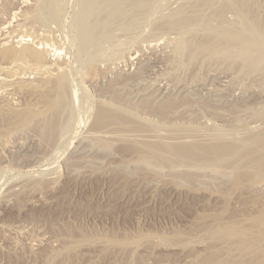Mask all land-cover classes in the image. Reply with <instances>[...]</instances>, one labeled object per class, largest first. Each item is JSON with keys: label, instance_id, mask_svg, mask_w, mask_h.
Wrapping results in <instances>:
<instances>
[{"label": "rangeland", "instance_id": "1", "mask_svg": "<svg viewBox=\"0 0 264 264\" xmlns=\"http://www.w3.org/2000/svg\"><path fill=\"white\" fill-rule=\"evenodd\" d=\"M226 1L0 0V123H7L0 126V264H257L263 258L264 141L257 140L264 138V84L256 73L230 70V60L214 53L215 37L239 26L232 11L224 17L229 23H217L214 15ZM250 3L264 24V0ZM50 82L61 83L63 93L51 139L40 128L47 119L40 99L50 97ZM169 101L179 107L164 120L140 110ZM100 108L145 129L133 130V137L113 127L96 133ZM170 138L215 149L204 148L205 166L201 158L185 164L163 157L173 167L164 161L168 168H148L117 155L122 146L179 145Z\"/></svg>", "mask_w": 264, "mask_h": 264}, {"label": "bare ground", "instance_id": "2", "mask_svg": "<svg viewBox=\"0 0 264 264\" xmlns=\"http://www.w3.org/2000/svg\"><path fill=\"white\" fill-rule=\"evenodd\" d=\"M226 1V0H225ZM256 1V0H255ZM204 2H206V0H204ZM223 2V1H222ZM222 2H220V3H222ZM251 2V0H229V2L227 3V1H226V3L227 4H225L224 3V8L222 9L221 8V10H219V9H217V10H219V12H217V14L215 13V15L214 16H217V19H218V21H217V23H225V22H227V21H225L226 19L224 18L225 17V14H226V12H228L229 13V11H232L231 13H234V15H235V17L237 18V23L239 24V26H238V28H237V31H235V29H234V31L232 32V33H228L227 34V32H226V34H227V36L225 35V29H223L224 30V32H222L223 34H224V37L223 38H220L219 39V37H220V35L219 36H217V37H215V39H214V41H213V43H215V41L217 40H219V42L216 44V45H214V46H216V47H214L213 49H215V48H217L215 51H214V53L217 55V54H220V56H221V54H223V59L222 60H225V59H229L230 60V62L229 63H231V67H230V70H233L235 73H236V71L238 72V73H242L243 74V77L244 76H246V75H248V76H246V77H249V75H251V74H254V76H252V77H258V76H260L261 77V82H262V84H264V67H261L262 65H264V24H262V22H261V25H259V14H260V11L261 10H259L258 9V12L257 11H254V9H250V7H252L250 4ZM210 3V2H209ZM213 3H214V1H213ZM254 3V1L252 2V4ZM256 3V2H255ZM208 4V3H207ZM264 4V3H263ZM210 5V4H209ZM219 5V4H218ZM221 5V4H220ZM202 6H205V5H203L202 4ZM261 6H262V4H261ZM215 7H216V5H215ZM257 7V6H256ZM219 8V7H218ZM255 8V7H254ZM216 9V8H215ZM214 9V10H215ZM216 10V11H217ZM213 14V13H212ZM263 15V14H262ZM206 17V16H205ZM209 17V16H208ZM203 18V17H202ZM210 18V17H209ZM209 18H208V21H209ZM207 19V18H206ZM216 19V20H217ZM203 21V20H202ZM204 21H206V20H204ZM225 21V22H224ZM207 22V21H206ZM205 23V22H204ZM220 23V24H221ZM227 23H229V22H227ZM227 23H225V24H227ZM231 23H233V22H231ZM208 24V23H207ZM220 24H218V26L220 25ZM236 24V23H235ZM217 25V24H216ZM215 25V26H216ZM237 25V24H236ZM207 26V25H206ZM213 26V25H212ZM211 26V24H210V26L209 27H212ZM229 28H230V24L229 25H227ZM233 26V25H232ZM221 27V26H220ZM235 27V26H234ZM205 28V27H204ZM215 28V27H214ZM218 28V27H217ZM236 28V27H235ZM222 29V28H221ZM232 29V28H231ZM229 30V29H228ZM217 33V32H216ZM221 33V34H222ZM215 35V34H214ZM218 35V34H217ZM223 35H221V37H222ZM226 36V37H225ZM222 39V40H221ZM192 44H194V43H192ZM186 44H184V46H185ZM213 45V44H212ZM85 46V45H84ZM196 46H198V43L196 44V42H195V44H194V48L196 47ZM183 47V46H182ZM191 48V47H190ZM190 48H189V50H190ZM25 50V49H24ZM27 52V51H26ZM192 52V51H191ZM190 52V53H191ZM24 53V52H23ZM23 53L21 54V55H23ZM28 53V52H27ZM26 53V54H27ZM213 53V54H214ZM16 55H17V53H15ZM31 55H32V53H30ZM192 54V53H191ZM37 55V54H36ZM227 55H229L230 57H227ZM14 56V55H13ZM24 56V55H23ZM29 56V55H28ZM15 57V56H14ZM18 57V56H17ZM20 57V56H19ZM34 57V56H33ZM42 57V56H41ZM224 57H226L225 59H224ZM37 58V57H36ZM221 58H222V56H221ZM43 59V58H42ZM31 60V59H30ZM34 60V59H33ZM39 60V59H38ZM229 60H227V61H229ZM226 61V60H225ZM46 62V61H45ZM259 68V69H258ZM237 73V74H238ZM258 74V76L256 75V74ZM260 74V75H259ZM256 75V76H255ZM241 76V75H240ZM251 77V76H250ZM249 77V78H250ZM259 77V78H260ZM194 78V77H193ZM252 79L253 81L254 80H256V79ZM258 79V78H257ZM196 80V79H195ZM259 80V79H258ZM58 81V80H57ZM56 81V82H57ZM258 82H260V80L258 81ZM51 83V82H50ZM175 83V82H174ZM182 83V82H181ZM43 84V83H42ZM42 84H40V85H42ZM45 84V83H44ZM44 84H43V86L41 87L40 85V87L41 88H43L44 87ZM55 83H51L50 85V87H52V85H53V87L52 88H48L50 91H48V92H46L45 90H48V89H45L44 90V92H46V93H48L49 95H50V97H52V95H53V93H54V95H55V97L53 98L54 99V101L52 100V101H50L52 98H50L46 93H42V95H44V94H46L48 97H49V99H48V97H47V99L49 100H47L46 99V97H44V96H42V95H39V99H40V97L42 96L43 98L42 99H40L41 100V104H42V106L41 107H44V111L46 112L47 111V117H45V118H47V119H42V121L44 122H46L45 124V126H42V122L39 120L40 118H39V116H38V120L41 122V123H39V124H41V126H40V128H42V127H46V128H43V129H48V132L46 131V133H48L47 134V137L49 136V138L51 139V137L53 138V131L55 130L54 128H55V125H57L56 123H57V110L58 109H56L57 108V105H59V102H61V99H62V96H63V93H62V85H60L59 84V82L58 83H56L55 85H54ZM176 84V83H175ZM261 84V85H262ZM46 85V84H45ZM46 87V86H45ZM263 87H264V85H263ZM38 89H39V87H37ZM172 88V87H171ZM250 88V87H249ZM19 89V88H18ZM17 90V89H16ZM36 91H37V89H35ZM41 90V89H40ZM23 92V91H22ZM114 92V91H113ZM31 93V92H30ZM110 93H112V92H110ZM40 94V93H39ZM52 94V95H51ZM117 94V93H116ZM27 95V94H26ZM38 95V94H37ZM45 95V96H46ZM113 95V94H112ZM38 97V96H37ZM115 97H118L117 95L115 96ZM113 98V97H112ZM44 99H46V100H44ZM186 99V98H185ZM189 99H191V98H189ZM39 100V101H40ZM188 100V99H187ZM152 101V100H151ZM168 101V100H167ZM179 101V100H178ZM182 101V100H181ZM191 101H193V98H192V100H190V101H185V102H183L184 104H189V103H191ZM194 102V101H193ZM143 103V102H142ZM145 103H147V102H145ZM145 103H143V104H145ZM149 103H151L152 104V102H148L146 105H143V106H149ZM166 103V102H165ZM183 103H181V105L183 104ZM150 104V105H151ZM194 104V103H193ZM61 105V104H60ZM141 105V107H143L142 106V104H140ZM166 106L164 107V105L163 106H160V107H157L156 106V108H151V106L149 107V108H146V107H144V108H142V109H140V110H144L145 112H147V113H150V114H153V115H155L156 117H159V118H161V119H167V118H169L171 115H172V113H173V111L175 110V108L177 107H179V106H177V103L176 102H174V101H169V102H167L166 104H165ZM210 105V104H209ZM134 106V105H133ZM211 106V105H210ZM59 107H61V106H59ZM172 108V110H170ZM206 108V107H205ZM208 108V107H207ZM210 108V107H209ZM60 109H62V108H60ZM99 110V109H98ZM111 110H113V109H111ZM117 110V109H116ZM60 111V110H59ZM143 111V112H144ZM41 112V111H40ZM99 113H98V115H96V117H97V119L95 120V122H96V124H95V122H94V124L95 125H93V128L96 130V131H94V132H99V131H103V130H105V129H109L110 127H111V129H112V127L115 129L114 131H116V133H119V136L121 135L120 133H122V135L123 134H125L126 133V135H127V133L129 134V136H130V133H131V135H132V137H133V134L132 133H134V132H132L133 130L135 131H137V132H135L136 134H134V135H137V133L139 134V132H140V130H137V129H140V127L142 126V125H139V127L138 128H136V127H134L133 129H132V127H129V125L132 123L131 122V120H129L128 118H127V120L126 119H124V117L123 118H121L120 116H118V115H115L114 113H112V112H110L109 110H103V108H102V110H101V108H100V110L98 111ZM175 112H177V110H175ZM41 113H43V112H41ZM116 113H117V111H116ZM139 113V112H138ZM146 113V114H147ZM222 113V112H221ZM251 113V112H250ZM45 114V115H46ZM49 114V115H48ZM183 114V113H182ZM40 115V114H39ZM57 115V116H56ZM49 116V117H48ZM182 116V115H181ZM184 116V115H183ZM42 117V116H41ZM95 117V116H94ZM128 117V116H127ZM2 118V117H1ZM4 118V117H3ZM2 118V119H3ZM172 118V117H171ZM176 118V117H175ZM220 118V117H219ZM218 118V119H219ZM2 119H1V121H2ZM31 118H29L28 120L27 119H25V120H27V121H29ZM33 119V118H32ZM124 119V120H123ZM8 120V119H7ZM24 120V121H25ZM37 120V121H38ZM159 120V119H158ZM6 121V120H5ZM4 121V122H5ZM11 121V120H10ZM20 121V120H19ZM19 121H18V126H19V124L21 125V123L23 122V121H21L20 123H19ZM32 121V120H31ZM30 121V122H31ZM36 121V120H35ZM36 121V122H37ZM126 121V122H125ZM130 121V122H129ZM6 122H8V121H6ZM15 122V121H14ZM128 122H129V124H128ZM2 124H3V122H1ZM0 123V124H1ZM11 123V122H10ZM17 123V122H16ZM27 123V122H26ZM136 123V122H135ZM2 124L0 125V126H2ZM5 125H7V123H4ZM3 124V125H4ZM15 124V123H14ZM137 124L138 123H136V124H134L133 123V125H135V126H137ZM142 124V123H141ZM148 124V123H147ZM8 125H9V122H8ZM13 125V124H12ZM23 125V124H22ZM37 125V126H38ZM44 125V124H43ZM132 125V124H131ZM130 125V126H131ZM146 125V124H145ZM150 125V124H149ZM154 125H155V123H154ZM14 126V125H13ZM18 126H15V127H18ZM39 126H38V130L40 129L39 128ZM48 126V127H47ZM92 126V125H91ZM147 126V125H146ZM153 126V125H152ZM7 127V126H6ZM150 127V126H149ZM154 127V126H153ZM157 127H158V125H157ZM164 127V126H163ZM1 128V127H0ZM92 127L90 128V129H93ZM142 128V130H143V126L141 127ZM168 128V127H167ZM145 129V128H144ZM150 129V128H149ZM151 129H152V127H151ZM161 129H163L162 127H161ZM169 129V128H168ZM176 129V128H175ZM179 129V128H178ZM182 129V128H181ZM187 129V128H186ZM193 129V128H192ZM147 130V129H146ZM155 130V129H154ZM154 130H152V132L154 131ZM158 130L160 131V128H158ZM167 130V129H166ZM166 130H164V131H166ZM174 129H172V131H173ZM190 130V129H189ZM200 130V129H199ZM42 131V130H41ZM108 131V130H107ZM163 131V132H164ZM169 131H171V129L169 130ZM179 130H176V132H178ZM184 131H185V129H184ZM183 131V132H184ZM43 132H45V131H43ZM92 132V131H91ZM110 132V131H109ZM147 132V131H146ZM167 132V131H166ZM175 132V131H174ZM182 132V130L181 131H179V133H181ZM38 133H39V131H38ZM96 133H94V134H96ZM106 133H108V132H106ZM111 133V132H110ZM115 133V134H116ZM148 133H149V131H148ZM155 133V132H154ZM160 133V132H159ZM165 133V132H164ZM164 133H162V134H164ZM172 133V132H171ZM178 133V134H179ZM197 133V135H198V131L196 132ZM220 133V132H219ZM141 134V133H140ZM150 134H152V133H150ZM158 134V133H157ZM161 134V133H160ZM166 134H168V133H166ZM176 134V133H175ZM182 134V133H181ZM200 134H202V132L200 131ZM217 134L218 133H216L215 134V136H217ZM263 134H264V132H263ZM42 135V134H41ZM100 135V134H99ZM101 135H103V134H101ZM106 135V134H105ZM104 135V136H105ZM112 136H115L116 137V135H114V134H111ZM118 135V134H117ZM126 135H125V137H126ZM159 135V134H158ZM169 135H171V134H169ZM195 135V134H194ZM219 135V134H218ZM222 135V134H221ZM39 137H40V135H38ZM45 136V135H44ZM51 136V137H50ZM55 136V135H54ZM94 136V135H93ZM92 136V137H93ZM119 136H118V138H119ZM141 136V135H140ZM139 136V137H140ZM144 136H146V135H144ZM143 136V138H145ZM155 136V135H154ZM153 136V137H154ZM162 136H164L165 137V135H162ZM196 136V135H195ZM214 136V137H215ZM224 135H222V137H223ZM228 136H229V134H228ZM231 136H233V135H231ZM257 136V135H256ZM261 136V135H260ZM97 137V136H96ZM125 137H124V139H123V141L124 140H126L125 139ZM138 137V138H139ZM150 137H152V136H149V139H150ZM152 137V139H154ZM160 137L161 136H159V140H160ZM168 137V136H167ZM166 137V138H167ZM172 137H174V135L172 136ZM185 137V136H184ZM197 137V136H196ZM196 137H192L193 139L194 138H196ZM230 137V136H229ZM236 137V136H235ZM253 137V136H252ZM262 137H264V136H262ZM100 138V137H99ZM102 139H103V137H101ZM121 138V137H120ZM128 138V137H127ZM142 138V137H141ZM140 138V139H141ZM177 138H179V137H177ZM213 138V137H212ZM219 138H220V136H219ZM255 138V137H254ZM254 138L253 139H251V138H249V139H251V141H248L247 139V143H249L250 142V144H251V142H253V144H254ZM258 138V137H257ZM257 138H255V139H257ZM49 139V140H50ZM98 139V138H97ZM110 139V138H109ZM117 139V138H116ZM146 139V138H145ZM151 139V140H152ZM155 139H156V137H155ZM168 139V138H167ZM167 139H165L164 138V140H167ZM174 140L175 141V139L174 138H170V140ZM180 139V138H179ZM183 139H185V138H183L182 137V139L181 140H183ZM191 139V138H190ZM205 139V138H204ZM226 139V138H225ZM53 140V139H52ZM51 140V141H52ZM107 140H108V137H107ZM130 140H132V138L130 139ZM134 140H135V138H134ZM137 140V139H136ZM143 140V139H142ZM162 140H163V138H162ZM169 140V139H168ZM177 140V139H176ZM180 140V141H181ZM187 140V139H186ZM185 140V141H186ZM196 140H199V139H196ZM209 140V139H208ZM228 140H230L229 138H228ZM261 140H263L264 141V138L262 139V138H260V139H258L257 141L259 142V143H261L262 141ZM143 141H145V140H143ZM174 141H172V142H174ZM184 141V140H183ZM188 141V140H187ZM213 141V140H212ZM227 141V140H226ZM225 141V142H226ZM46 142H47V140H46ZM114 142V141H113ZM118 142V141H117ZM121 142V141H120ZM125 142V141H124ZM136 142H138V140L136 141ZM136 142H134V144H136ZM142 142V141H141ZM152 142V141H151ZM155 141H153V143H154ZM159 142V141H158ZM177 142L178 143H176V144H179V141L177 140ZM214 142V141H213ZM222 142V141H221ZM221 142H218V144H219V146H217V143L215 144V146H217L216 147V150H215V152H217V150L219 149L220 150V143ZM232 142V141H231ZM231 142H229L230 144H231ZM243 142H244V140H243ZM246 142V141H245ZM256 142V141H255ZM130 143H132V142H130ZM139 143H140V141H139ZM146 143V142H145ZM144 143V144H145ZM149 143V142H148ZM152 143V144H153ZM175 143V142H174ZM182 143V144H181ZM181 145L179 144V145H175V144H159V146H152V145H149V146H147V147H145V148H138V147H129V146H122V148H120V147H118V148H120L119 149V153L117 154L118 155V157L119 156H123V157H130L131 159L132 158H134V159H136V160H138V161H141V160H143L144 162H147L148 163V165L150 164V165H155V164H162V166L161 167H163V164H165L166 163V165H167V163L171 160L172 161V159L173 160H177V158H178V160H181V162L183 161L185 164H188V162H189V160H193L194 158L196 159V158H201V159H203L204 157L203 156H205V152H204V148H209V150H208V154H210V149H211V151H212V148H214V146L213 147H211L210 148V145L209 146H207V147H203V149H199V148H202V146H204V144L203 145H201V147H198L199 145H198V143H197V145H195V147L197 146V150H195L196 148L194 147V146H192L191 148H190V146L193 144V143H191L190 142V144L189 145H187L185 142H182L181 141ZM240 143H242V142H240ZM99 144H100V142H99ZM141 144V143H140ZM186 144V145H185ZM262 145H263V143H261ZM107 145V144H106ZM105 145V146H106ZM117 145V144H116ZM116 145H114V146H116ZM225 144H223L222 145V148H221V151H222V149L224 150V148H223V146H224ZM233 145H235V144H233ZM232 144L230 145L231 147H228V149L230 150H232L233 149V146ZM258 145V144H257ZM100 146H103L102 144L100 145ZM142 146H143V143H142ZM238 146V145H237ZM236 146V147H237ZM239 146H240V144H239ZM242 146V145H241ZM246 146V145H245ZM259 146V145H258ZM243 147H244V144H243ZM102 148V147H101ZM105 148V147H104ZM117 148V147H116ZM118 148H117V151H118ZM195 148V149H194ZM218 148V149H217ZM238 148V147H237ZM106 149V148H105ZM112 149V148H111ZM114 149V148H113ZM215 149V148H214ZM226 149V148H225ZM228 149H227V151H228ZM239 149V148H238ZM240 149H241V147H240ZM104 150V149H103ZM107 150V149H106ZM105 150V151H106ZM116 150V149H115ZM206 150V149H205ZM104 151V152H105ZM112 151H114V150H112ZM111 151V152H112ZM196 151H199L198 153L196 152ZM207 151V150H206ZM224 151H226V150H224ZM236 151H237V149H236ZM214 152V150H213V152L211 153V155L210 156H212L211 158H214L213 156H216L217 154ZM223 152V151H222ZM232 153V152H234V150L233 151H229V153ZM108 153V152H107ZM192 153V154H191ZM193 153H196V154H193ZM203 153H204V155H203ZM217 153H219V151L217 152ZM225 153H227V152H225ZM251 153V152H250ZM115 154V153H114ZM207 154V155H208ZM234 154H235V152H234ZM245 154V153H244ZM247 154V153H246ZM249 154V153H248ZM166 156V157H165ZM218 156H220V159H221V154H219ZM225 156V155H224ZM224 156H223V158H224ZM226 156H228V154H226ZM229 156H231V155H229ZM251 156H253V155H251ZM164 157V159H168V157H169V161H166V160H164V159H162V162H160V160H161V158H163ZM243 157H245V156H243ZM246 157H247V155H246ZM121 158V157H120ZM206 158H209V157H205V159ZM216 158H217V156H216ZM235 158V157H234ZM249 158V157H248ZM194 159V160H195ZM205 159H203L204 160V162H202V165L201 166H203V164H204V166L206 165V162H205ZM215 159V158H214ZM218 159V158H217ZM228 159V158H227ZM135 160V161H136ZM177 160V162L178 163H181L180 161H178ZM186 160H188V161H186ZM197 160H199V159H197ZM213 159H211V161H212ZM250 160V159H249ZM127 161V160H126ZM129 161H132V160H129ZM142 161V162H143ZM165 161V163H163ZM199 161H202V160H199ZM198 161V162H199ZM208 161V160H207ZM210 161V160H209ZM236 161V160H235ZM235 161H231V162H235ZM248 161V160H247ZM111 162H113V161H111ZM123 162V161H122ZM182 162V163H183ZM195 162V161H194ZM197 162V161H196ZM224 162V161H223ZM119 163V162H118ZM146 163V164H147ZM173 163V162H172ZM191 163H193V162H190V164ZM199 163H201V162H199ZM209 164H210V162H208ZM213 163H215V162H212V164ZM228 163V162H227ZM229 163H230V160H229ZM109 164V163H108ZM114 164V163H113ZM136 164V163H135ZM144 164V165H143ZM160 164H159V167H160ZM224 164H226V162H224ZM118 165V164H117ZM141 165H143V167L145 166V163H142V164H140L139 163V166H141ZM147 165V166H148ZM150 165L148 166V168H150ZM168 165H172V164H170V163H168ZM175 165H176V163H175ZM180 165V164H179ZM182 165V164H181ZM208 165V164H207ZM211 165V164H210ZM230 165V164H229ZM129 166H131V165H129ZM139 166H137V167H139ZM216 166V165H215ZM224 166V165H223ZM155 168H157L158 166H154ZM154 167H151V168H153L154 169ZM166 168H168L169 166H165ZM165 167H163V168H165ZM172 167H173V165H172ZM181 167V166H180ZM185 167V166H184ZM187 167V166H186ZM211 167V166H210ZM147 168V169H148ZM162 168V169H163ZM205 168H207V166L205 167ZM209 168V167H208ZM218 168H219V166H218ZM140 169V168H139ZM139 169H137V171L139 172V171H141V170H139ZM159 169V168H158ZM161 169V170H162ZM134 170V169H133ZM144 170H145V167H144ZM151 170V169H150ZM165 170V169H164ZM217 170V169H216ZM136 171V170H135ZM134 171V172H135ZM143 171V170H142ZM147 170H145V172H146ZM210 171V170H209ZM219 171H220V169H219ZM214 172V171H213ZM216 172V171H215ZM218 172V171H217ZM148 173V172H147ZM231 182H233L232 180H231ZM229 184H231V183H229ZM232 185V184H231ZM264 208V207H263ZM262 217V216H261ZM263 219H264V217H262ZM260 219V218H259ZM264 221V220H263ZM260 222H262V219H261V221ZM260 222H259V224H260ZM263 224H264V222H263ZM254 227V226H253ZM259 227V226H258ZM264 227V226H263ZM255 228V227H254ZM257 228V227H256ZM235 229V228H234ZM238 229V228H237ZM242 230H243V228H241ZM258 229V228H257ZM222 230V229H221ZM230 230H232L231 228H230ZM260 230V229H259ZM219 231V230H218ZM226 231V230H225ZM224 231V232H225ZM233 231V230H232ZM249 231V230H248ZM260 231H262V230H260ZM221 232V231H220ZM239 232V231H238ZM243 232V231H242ZM245 232H247V230L245 231ZM262 232H264V231H262ZM255 233H257V232H255ZM222 234V233H221ZM243 234V233H242ZM259 234V233H258ZM229 235V234H228ZM227 235V236H228ZM241 235V234H240ZM245 235V234H244ZM247 235V234H246ZM248 235H250V234H248ZM254 235V234H253ZM257 235V234H256ZM255 235V236H256ZM262 235H264V234H262ZM219 237V236H218ZM221 237V236H220ZM247 237V236H246ZM263 237V236H262ZM261 237V238H262ZM236 238V237H235ZM248 238V237H247ZM255 238V237H254ZM222 239H224V238H222ZM238 239H239V237H238ZM237 239V240H238ZM242 239H243V237H242ZM245 239V238H244ZM225 240V239H224ZM246 241H247V239H245ZM255 240H257V236H256V239ZM260 240V239H259ZM262 240H264V239H262ZM262 240H260V241H262ZM239 241H241V240H239ZM243 241V240H242ZM252 241V240H251ZM250 242V241H249ZM248 242V243H249ZM263 243V242H262ZM242 244V243H241ZM246 244V243H245ZM253 244V243H252ZM257 244V243H256ZM240 245V244H239ZM239 245H237V246H239ZM247 245V244H246ZM258 246H259V244H258ZM242 247V246H241ZM240 247V248H241ZM261 247V246H260ZM252 248V247H251ZM258 248V247H257ZM253 249V248H252ZM262 249H263V246H262ZM239 250V249H238ZM241 250V249H240ZM244 250H246V249H243L242 248V252L244 251ZM249 250V249H248ZM257 250V249H256ZM259 250H261L260 248H259ZM247 251V250H246ZM255 252H257V251H255ZM254 253V252H253ZM259 253V252H258ZM240 254V253H239ZM244 254V253H243ZM251 254H252V252H251ZM250 255V254H249ZM253 255V254H252ZM251 255V256H252ZM256 255V254H255ZM263 255H264V253H263ZM257 256V255H256ZM258 256H259V254H258ZM260 256H261V258L262 259H260ZM260 256L259 257H256V258H254V259H257V258H259L260 259V261H258L257 262V264H264V256H262V253L260 254ZM253 258V257H252ZM254 259H252L253 261H254ZM252 262V261H251ZM205 263V262H204ZM253 264H256L255 262L253 263Z\"/></svg>", "mask_w": 264, "mask_h": 264}]
</instances>
